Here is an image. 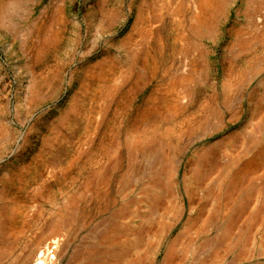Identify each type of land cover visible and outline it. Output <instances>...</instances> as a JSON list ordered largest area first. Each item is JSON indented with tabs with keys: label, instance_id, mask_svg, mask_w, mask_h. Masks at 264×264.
<instances>
[{
	"label": "rangeland",
	"instance_id": "374dc122",
	"mask_svg": "<svg viewBox=\"0 0 264 264\" xmlns=\"http://www.w3.org/2000/svg\"><path fill=\"white\" fill-rule=\"evenodd\" d=\"M195 13L0 0V264H264V0Z\"/></svg>",
	"mask_w": 264,
	"mask_h": 264
},
{
	"label": "bare ground",
	"instance_id": "6f19581e",
	"mask_svg": "<svg viewBox=\"0 0 264 264\" xmlns=\"http://www.w3.org/2000/svg\"><path fill=\"white\" fill-rule=\"evenodd\" d=\"M211 4H212V0H192V5H193L194 11L197 13V15L195 17L194 27H192V25H191L192 23H190V25H191L190 27H192L194 30L197 28L198 24H200V22L202 21L203 16L205 15L207 9L211 7ZM190 27H189V29H190ZM150 140H151V138H150ZM135 142H138V140L134 141V143ZM9 221H10V218H9ZM124 253L123 254L121 253V255H119V253H112L109 256L107 255L108 264H131L125 260L126 255ZM44 255H45L44 253H41L40 255H38V257L35 259L34 264H46L48 262V257L46 258V257H44ZM92 263L93 264H101V263H97L96 261H92Z\"/></svg>",
	"mask_w": 264,
	"mask_h": 264
}]
</instances>
